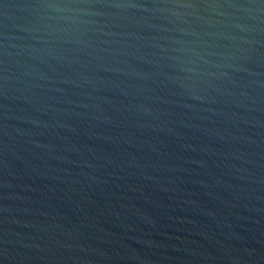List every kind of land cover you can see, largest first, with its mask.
<instances>
[{
    "label": "water",
    "instance_id": "1",
    "mask_svg": "<svg viewBox=\"0 0 264 264\" xmlns=\"http://www.w3.org/2000/svg\"><path fill=\"white\" fill-rule=\"evenodd\" d=\"M0 264H264V2L0 0Z\"/></svg>",
    "mask_w": 264,
    "mask_h": 264
},
{
    "label": "clouds",
    "instance_id": "2",
    "mask_svg": "<svg viewBox=\"0 0 264 264\" xmlns=\"http://www.w3.org/2000/svg\"><path fill=\"white\" fill-rule=\"evenodd\" d=\"M262 2H264V0H262ZM131 5H117V7H129ZM183 7H186V8H194V7H197V5L195 4H192V3H188V4H184L182 5ZM212 7H220L221 5H211ZM235 7V5H233ZM56 7H59V6H56Z\"/></svg>",
    "mask_w": 264,
    "mask_h": 264
}]
</instances>
